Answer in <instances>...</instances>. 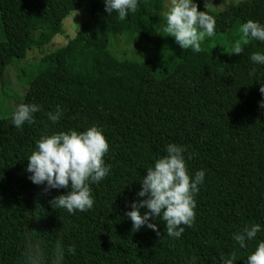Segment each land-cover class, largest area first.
<instances>
[{"label":"trees","instance_id":"1","mask_svg":"<svg viewBox=\"0 0 264 264\" xmlns=\"http://www.w3.org/2000/svg\"><path fill=\"white\" fill-rule=\"evenodd\" d=\"M165 1L137 0L120 19L103 0H0V91L13 59L41 48L30 56L35 70L19 68L20 99L6 95L14 109L35 103L40 111L20 128L11 112L0 114V264H25L29 242L42 249L45 264L57 244L75 248L65 250L62 264H221V257L246 264L264 240V66L249 60L264 52V43L242 40L239 31L248 19L264 24V0H241L223 11L194 0L215 20L208 39H227L225 51L200 41L199 52L162 32ZM82 7L87 21L53 48L64 19ZM234 43L241 53L231 54ZM57 105L62 116L53 124L47 113ZM92 125L109 145L103 157L109 173L90 184L91 209H54L49 201L68 189L31 183L26 157L42 135ZM169 143L184 148L190 176L205 170L193 225H181L179 239L167 235L159 217L151 221L158 236L147 227L132 231L125 215L143 199L135 196L140 179ZM252 224L261 231L241 248L232 234Z\"/></svg>","mask_w":264,"mask_h":264},{"label":"clouds","instance_id":"2","mask_svg":"<svg viewBox=\"0 0 264 264\" xmlns=\"http://www.w3.org/2000/svg\"><path fill=\"white\" fill-rule=\"evenodd\" d=\"M104 9L108 14L116 12L120 19L137 8V0H103ZM165 25L162 32L174 38L181 49L193 52L200 51V41L214 35L215 20L205 11H199L194 0H171L167 11L163 13ZM199 30V31H198ZM245 38L264 43V24L248 19L239 26ZM242 48L234 43L231 54H239ZM249 60L256 65L264 66V52H254ZM255 71V68L252 69ZM259 91L264 97V85ZM264 108V100L260 102ZM40 111L35 103H22L11 113V123L20 128L25 123L33 122V113ZM62 116V109L56 106L53 112L47 113V119L56 123ZM109 145L101 129L96 125L78 131L52 132L42 135L35 142L33 150L27 158L25 171L28 179L35 185H43L44 190L68 189L49 201L54 209H64L67 213L87 211L93 206L90 184H95L109 173V165L103 159ZM165 155L146 168L145 175L140 179V188L135 193L138 202L134 200L125 212L132 224V231L147 227L159 236L157 225L151 221L157 217L164 222L166 233L179 239L184 231L183 226L191 227L194 222L196 207L195 194L198 186L203 185L205 170L198 169L191 176L188 173L184 148L175 143H169L164 148ZM141 209H146L141 213ZM261 231L260 224L245 226L232 234V239L241 248L245 241H251ZM65 250L75 253L73 246L66 249L57 244L50 264H62ZM246 264H264V240L257 242L255 249L246 257ZM25 264H45L44 254L38 244L29 242L25 249ZM221 264H233V261L221 257Z\"/></svg>","mask_w":264,"mask_h":264},{"label":"rangeland","instance_id":"3","mask_svg":"<svg viewBox=\"0 0 264 264\" xmlns=\"http://www.w3.org/2000/svg\"><path fill=\"white\" fill-rule=\"evenodd\" d=\"M199 2L204 3L205 6L216 10V11H223L228 9L231 6H234L241 0H196ZM171 0H166L165 1V12L167 11L168 7L170 6ZM88 19V13L85 10V7H82L80 9H76L70 13L69 16H67L64 21H63V29L64 31L62 33H59L56 35L51 43L53 45V48L60 47L64 44L67 43L68 39L73 38L77 32L80 30L81 26L83 23H85ZM0 27H1V22H0ZM199 31V30H198ZM214 36V35H213ZM212 37V36H211ZM209 37H205L203 42H207L211 47H217L220 48L221 50L226 49V35L221 34V37L217 38H212L208 39ZM0 39H2V35L0 33ZM38 46H34L30 48L27 52V55L23 58H17L13 59L12 64L9 66V74L6 75L5 77V84L3 86L4 90L0 91V114L2 116H7L10 115L15 109L13 106H10L8 102L6 101V98L12 97L13 100H19L22 94L20 87L25 86L24 81L21 79L19 80L18 78V73H19V68L22 67H31L27 74H29L30 70H35V67L32 66V61H34L31 57L33 50L38 49ZM41 49V48H39ZM38 49V50H39ZM37 50V51H38ZM31 56V57H30ZM41 56V55H40ZM33 68V69H32ZM0 82H2L0 80ZM8 95V97H6ZM4 110H2V109ZM7 109V110H5ZM11 112L10 114H8Z\"/></svg>","mask_w":264,"mask_h":264}]
</instances>
